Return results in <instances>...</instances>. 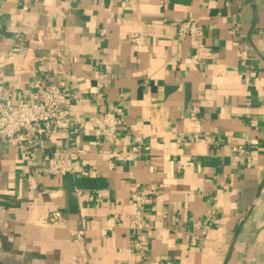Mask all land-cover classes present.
Instances as JSON below:
<instances>
[{
	"label": "crops",
	"instance_id": "0c3cea01",
	"mask_svg": "<svg viewBox=\"0 0 264 264\" xmlns=\"http://www.w3.org/2000/svg\"><path fill=\"white\" fill-rule=\"evenodd\" d=\"M189 18L203 37H178ZM0 53L6 99L37 81L71 99L67 130L0 138L10 248L45 264H264V0H0ZM107 111L123 123L89 122ZM56 154L72 173L48 172Z\"/></svg>",
	"mask_w": 264,
	"mask_h": 264
},
{
	"label": "built area",
	"instance_id": "2783aa9c",
	"mask_svg": "<svg viewBox=\"0 0 264 264\" xmlns=\"http://www.w3.org/2000/svg\"><path fill=\"white\" fill-rule=\"evenodd\" d=\"M177 34L181 39H199L204 35V28L200 21L189 18L178 24ZM4 91L5 85L0 83V138L10 145L23 149L26 141L37 143L43 136L57 134L69 127L67 113L71 99L63 86L54 83L44 86L42 81H37L32 99L16 102L6 99ZM89 122L116 128L123 123V119L107 111ZM73 171L71 162L62 154L51 158L48 172L67 174ZM53 217L57 220L58 213H54Z\"/></svg>",
	"mask_w": 264,
	"mask_h": 264
},
{
	"label": "water",
	"instance_id": "95a60500",
	"mask_svg": "<svg viewBox=\"0 0 264 264\" xmlns=\"http://www.w3.org/2000/svg\"><path fill=\"white\" fill-rule=\"evenodd\" d=\"M0 264H45L39 258L29 257L25 252L10 248L0 237Z\"/></svg>",
	"mask_w": 264,
	"mask_h": 264
}]
</instances>
